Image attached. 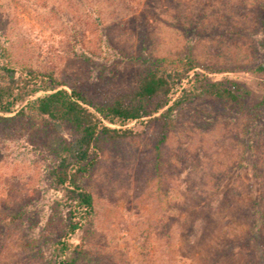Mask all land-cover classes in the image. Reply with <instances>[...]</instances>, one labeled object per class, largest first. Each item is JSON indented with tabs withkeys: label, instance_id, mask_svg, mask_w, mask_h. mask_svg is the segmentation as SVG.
Masks as SVG:
<instances>
[{
	"label": "rangeland",
	"instance_id": "1",
	"mask_svg": "<svg viewBox=\"0 0 264 264\" xmlns=\"http://www.w3.org/2000/svg\"><path fill=\"white\" fill-rule=\"evenodd\" d=\"M262 1L104 0L102 22L98 15L88 19L85 1L0 0V23L7 21L25 38L17 61L32 57L36 67L54 70L104 98L128 89L139 55L191 53L200 64L230 71L211 74V79L229 77L242 86L240 105L202 103L180 113L181 126L162 150L159 174L153 173L156 123L133 122L128 128L138 138L105 146L98 167L85 180L95 198V215L70 238L100 264H159L170 257L181 264H264L258 243L246 238L248 228L236 217L229 225L222 223L214 238H203L188 262L180 258L179 235L165 250L158 234L165 225L178 227L181 208L197 194L219 201L232 195L234 205L245 208L264 203V109L255 108L264 97V74L254 71L264 63V35L255 15ZM117 11L123 14L117 17ZM251 147L257 149L256 158ZM48 169L47 159L25 136L0 132V209L32 201L29 209L38 215L37 223L34 230L27 226L23 231L41 247L45 239L56 240L66 218L65 212H52L58 194L50 187ZM228 232L235 238L236 257L215 259L212 250L225 245ZM18 235L6 238L12 253L23 241ZM43 249L44 263L50 264L53 249Z\"/></svg>",
	"mask_w": 264,
	"mask_h": 264
},
{
	"label": "trees",
	"instance_id": "2",
	"mask_svg": "<svg viewBox=\"0 0 264 264\" xmlns=\"http://www.w3.org/2000/svg\"><path fill=\"white\" fill-rule=\"evenodd\" d=\"M83 1L90 4V9L86 8L89 20L98 15L104 22V0H77L76 4H84ZM119 11L115 12L117 17L123 14ZM255 15L264 35V0L257 6ZM98 21L94 20L93 24ZM106 29L111 31L112 27ZM14 31L7 21L0 23L3 38L0 40V132L5 136H25L34 150L48 161L47 179L58 194L51 205L52 212L66 213L63 228L54 235L56 240L45 239L43 245L53 249L50 264H100L89 249L70 238L95 215V198L86 188L85 180L98 167L105 146L117 147L138 138L139 134L128 128L133 122L147 119V123H156L159 133L153 145L156 154L153 173L159 174L162 150L171 134L181 126L180 113L202 103L240 105L245 98L242 86L229 77L211 79V74L230 71L200 64L191 53L139 55L128 89L104 98L98 91L91 92L59 78L54 70L36 67L32 57L28 61H17L18 48L25 38ZM262 45L264 47V39ZM254 71L264 74V63L257 65ZM39 93L44 94L36 97ZM255 108L264 109V97ZM251 149L256 158L257 149ZM207 186L205 184V190ZM197 195L181 208V216L175 220L178 227L170 224L159 230L165 250L171 248L173 239L179 235L183 243L180 258L188 262L203 238H214L222 223L229 225L236 217L238 223L246 225V238L250 236L258 243L264 259V203L251 202L245 208L235 206L232 195L227 194L222 201ZM31 202L0 209V264H45L40 241L23 231L27 226L28 231L34 230L37 223L38 215L29 209ZM11 234H20L23 240L13 253L6 244ZM224 239L225 245L215 246L211 256L231 260L236 257L235 238L228 232ZM161 247H157L159 255ZM6 252L9 256L4 259ZM159 264L181 263L170 257Z\"/></svg>",
	"mask_w": 264,
	"mask_h": 264
}]
</instances>
